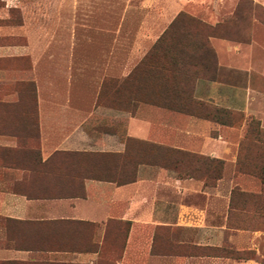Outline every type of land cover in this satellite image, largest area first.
Returning a JSON list of instances; mask_svg holds the SVG:
<instances>
[{"label":"crops","instance_id":"0c3cea01","mask_svg":"<svg viewBox=\"0 0 264 264\" xmlns=\"http://www.w3.org/2000/svg\"><path fill=\"white\" fill-rule=\"evenodd\" d=\"M10 10L8 4L0 7V20ZM26 24L0 26V264H104V253H118L112 223L127 224L113 264H238L179 253L209 246L203 239L215 235L206 212L194 204L207 201L211 188L179 177L181 160H168L184 154L232 159L233 129L143 102L125 115L124 137L89 134L85 122L102 109L87 115L81 102L45 100L49 82L39 77L45 56L36 53L31 37L25 45L8 43L24 35ZM210 43L218 58L216 76L197 78L192 98L249 111L254 95L262 94L251 86L256 44L213 38ZM19 62L29 65L20 69ZM236 71L243 72L244 82L230 80ZM23 87L35 93V101H20ZM136 143L152 151H136Z\"/></svg>","mask_w":264,"mask_h":264},{"label":"rangeland","instance_id":"374dc122","mask_svg":"<svg viewBox=\"0 0 264 264\" xmlns=\"http://www.w3.org/2000/svg\"><path fill=\"white\" fill-rule=\"evenodd\" d=\"M4 4L11 10L0 26L27 23L24 35L8 43L25 45L31 37L36 53L45 56L39 61V77L49 82L43 98L81 102L87 115L102 109L85 122L89 134L108 131L124 137L125 115L143 102L227 123L236 144L232 159L186 154L168 159L181 160L179 177L211 188L207 201L194 204L206 212L215 235L203 239L209 246L190 245L179 253L264 264V0H0V7ZM212 38L256 44L251 86L263 95H254L249 111L226 110L192 98L197 78L216 76ZM152 39L155 42H147ZM16 65L26 69L29 63ZM243 75L231 72L230 80L242 83ZM18 91L20 101H35V93L26 87ZM106 110L119 117L111 118ZM132 147L152 151L138 143ZM29 162L34 165L35 156ZM126 230V223L110 225L118 253H104V264L120 258Z\"/></svg>","mask_w":264,"mask_h":264},{"label":"trees","instance_id":"16d2710c","mask_svg":"<svg viewBox=\"0 0 264 264\" xmlns=\"http://www.w3.org/2000/svg\"><path fill=\"white\" fill-rule=\"evenodd\" d=\"M214 79V76L213 77H211V78H209V80H213ZM218 123H220V124H222V125H225V124H227V123H225V122H218Z\"/></svg>","mask_w":264,"mask_h":264}]
</instances>
